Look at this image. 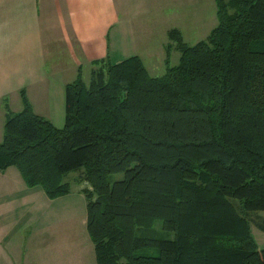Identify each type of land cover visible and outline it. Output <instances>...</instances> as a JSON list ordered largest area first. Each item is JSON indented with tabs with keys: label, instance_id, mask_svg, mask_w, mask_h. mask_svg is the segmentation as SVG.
Wrapping results in <instances>:
<instances>
[{
	"label": "trees",
	"instance_id": "trees-1",
	"mask_svg": "<svg viewBox=\"0 0 264 264\" xmlns=\"http://www.w3.org/2000/svg\"><path fill=\"white\" fill-rule=\"evenodd\" d=\"M215 1L207 38L169 30L162 75L101 58L67 83L64 126L24 89L7 114L0 169L52 199L83 170L97 264H264L247 215L264 210V0Z\"/></svg>",
	"mask_w": 264,
	"mask_h": 264
},
{
	"label": "crops",
	"instance_id": "crops-1",
	"mask_svg": "<svg viewBox=\"0 0 264 264\" xmlns=\"http://www.w3.org/2000/svg\"><path fill=\"white\" fill-rule=\"evenodd\" d=\"M169 1L178 2L168 6ZM169 1L147 0L141 5L140 0H0V141L8 112L24 106L22 89L35 112L64 126L67 83L79 70L83 76L87 64L91 76L98 59L119 62L141 56L137 50L131 52V43L142 32L136 26H155L162 13L170 18L177 12L166 8L185 4ZM41 189L28 186L16 165L0 169V264H23L27 259L14 252L20 224L18 209L11 205Z\"/></svg>",
	"mask_w": 264,
	"mask_h": 264
},
{
	"label": "rangeland",
	"instance_id": "rangeland-1",
	"mask_svg": "<svg viewBox=\"0 0 264 264\" xmlns=\"http://www.w3.org/2000/svg\"><path fill=\"white\" fill-rule=\"evenodd\" d=\"M146 2L147 0H140L139 3L143 5ZM177 2L175 1L176 4ZM168 3V6L175 5L170 1ZM168 9L170 12H177L171 14L170 18L162 13L161 21L155 23V26L149 23L143 27L137 25V30L142 31L140 38H137L136 43H131V52L139 51L150 74L155 76L165 72L168 51L170 62L179 63L180 51L175 48V43H171L170 49L167 48L172 42L169 38L170 29L180 28L183 38L191 44L207 38L218 23L215 0H185V4L166 8L167 11ZM143 17L146 19L147 16L143 14ZM135 21L138 24V19ZM143 34L146 36L143 37ZM87 65L83 74L86 82L91 78ZM82 174L83 170H78L66 175L64 180L71 184L66 195L52 199L41 189L34 196L26 195L28 200L22 196L17 202L12 201V205L10 203L13 208L18 209L20 224L13 239V243H16V255H20L22 259L27 257L30 264H97L94 242L87 229V197L82 190L83 187H90V184L83 181ZM122 176L113 175L114 178ZM240 207L238 205L239 209ZM247 215L258 247L264 248V230L260 227V223L264 222V210H256Z\"/></svg>",
	"mask_w": 264,
	"mask_h": 264
}]
</instances>
